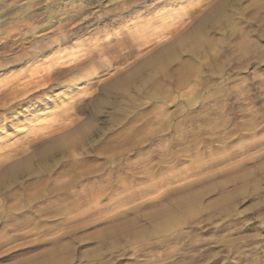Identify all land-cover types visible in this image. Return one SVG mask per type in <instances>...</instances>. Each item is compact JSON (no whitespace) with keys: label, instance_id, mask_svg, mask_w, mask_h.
<instances>
[{"label":"rangeland","instance_id":"rangeland-1","mask_svg":"<svg viewBox=\"0 0 264 264\" xmlns=\"http://www.w3.org/2000/svg\"><path fill=\"white\" fill-rule=\"evenodd\" d=\"M58 50L2 113L0 264H264V0H0V84Z\"/></svg>","mask_w":264,"mask_h":264},{"label":"bare ground","instance_id":"bare-ground-1","mask_svg":"<svg viewBox=\"0 0 264 264\" xmlns=\"http://www.w3.org/2000/svg\"><path fill=\"white\" fill-rule=\"evenodd\" d=\"M194 23V22H193ZM192 29V28H191ZM193 30V29H192ZM166 31V30H165ZM182 34V33H181ZM174 35V34H173ZM185 35V34H184ZM164 36H166V35H164ZM176 36V35H175ZM186 36V35H185ZM180 37V36H179ZM199 34H193L192 36H190V37H180V38H178V41H177V43L178 44H180V45H182V44H184V43H186V41L188 40V41H190L191 40V42H197L198 40H199ZM175 38V37H174ZM177 38V37H176ZM175 38V39H176ZM157 39V38H156ZM161 39V38H160ZM159 39V40H160ZM100 43V42H99ZM176 43V44H177ZM177 44V45H178ZM90 45V44H89ZM88 45V46H89ZM91 45H93V46H98V45H100V44H98V40H96L94 43H92ZM101 46V45H100ZM77 47V46H76ZM75 47V48H76ZM87 47V46H86ZM85 47V48H86ZM79 48V47H78ZM78 48H76V50H74V54H73V51H71V52H69V54L68 53H64V52H62V51H60V50H58V51H56L55 53H54V55H53V58L51 59V61H49L48 63H42V64H39V65H37V66H35L34 68H32V69H30V70H28L25 74H22L21 76H17L16 78H13V79H11V80H8V81H6V82H4L3 84H0V145H2V143H4V142H6L7 141V139L6 138H8V136H7V131H8V129H7V125L9 124V122H13L14 121V123L16 122H18V121H16L17 119L13 116V117H10V119H9V117L8 116H10V115H8V116H2L3 114L2 113H4V112H9L11 115H19V114H17L16 113V110H19V107H22L21 105H29L33 100L32 99H29V98H31L32 97V94H33V92L34 91H36V90H39V89H41V88H43V87H45L47 84H48V82L50 81L49 80V78H50V76H51V70H52V68L54 67V66H56L57 64H62V65H60V66H63L64 64H65V62L66 61H64L63 59L65 58V57H68V56H71L72 57V55L71 54H73V56H75V54L76 53H80V50H81V48L80 49H78ZM84 48V49H85ZM88 48H91V47H88ZM77 49L79 50L78 52H75V51H77ZM83 49V50H84ZM87 49V48H86ZM85 49V50H86ZM83 50H81V51H83ZM71 53V54H70ZM82 54H83V52H81ZM80 53V55H82ZM84 53H86V52H84ZM85 55V54H84ZM84 55H82V56H84ZM78 56V55H77ZM82 56H80L78 59H80ZM71 57H68V59L69 58H71ZM83 58V57H82ZM77 58H71L70 60H68V61H70V62H73V64L76 62V61H79V60H76ZM42 60V59H41ZM62 61H64V63H61ZM77 63V62H76ZM75 63V64H76ZM68 64H69V62H68ZM67 64V65H68ZM59 65H58V67H59ZM70 65V64H69ZM66 66V65H65ZM72 66H74V65H72ZM57 66H56V68H58ZM56 68H54V70L56 69ZM155 76V75H154ZM50 79H52V78H50ZM108 82V81H107ZM47 87V86H46ZM42 90V89H41ZM24 101V102H23ZM23 102V104H21L20 105V103H22ZM21 110V109H20ZM21 111H23V110H21ZM34 111V110H33ZM26 114L27 113H29L30 112V107L28 108H26ZM22 114V113H21ZM28 115V114H27ZM33 114H30L29 113V116H32ZM8 117V118H7ZM24 118V117H23ZM26 118V117H25ZM52 119V118H51ZM28 120V119H27ZM37 120H38V118H37V115H33L32 116V121L30 120V121H28V123L26 124L27 125V127H22L23 129H26L27 131L26 132H28V130L29 131H31V129H33L34 131L37 129L38 130V128H39V130L38 131H40V127L42 128L43 127V129H44V126H41V124L40 123H38L37 122ZM75 120V119H74ZM77 120V119H76ZM22 122H24V121H22ZM38 124H37V123ZM47 123V122H46ZM61 123V122H60ZM18 124L20 125V123L18 122ZM73 124V123H72ZM15 125V124H14ZM22 125V124H21ZM13 126V125H12ZM18 125H16V127H17ZM62 126V125H61ZM57 127V126H56ZM63 127V126H62ZM10 128V127H9ZM32 130V131H33ZM36 130V131H37ZM42 130V129H41ZM31 131V132H32ZM33 131V132H34ZM35 131V132H36ZM51 131V130H50ZM25 132V131H24ZM29 133V132H28ZM27 133V134H28ZM45 133V132H44ZM25 134V133H24ZM29 135V134H28ZM63 135V134H62ZM36 136V135H35ZM42 136V135H41ZM66 136H68V135H66ZM26 137H27V135H26ZM41 138V137H40ZM33 139V138H32ZM58 139H60V136H59V138ZM62 139V138H61ZM42 141V140H41ZM31 142H33L32 140H31ZM36 141H34V143H35ZM38 142V141H37ZM36 142V143H37ZM59 142V141H58ZM7 143V142H6ZM6 143H4V144H6ZM33 143V144H34ZM4 144H3V146H4ZM30 144V143H29ZM28 144V145H29ZM2 146V147H3ZM31 145H29L28 147H30ZM1 147V146H0ZM1 147V148H2ZM34 147V146H33ZM23 149H27V147H25V148H23ZM2 150V149H1ZM29 150V149H28ZM27 150V152L29 153V151ZM12 151V150H11ZM23 153H26V150L23 152ZM27 154V153H26ZM25 154V155H26ZM4 155V154H3ZM22 155V154H21ZM60 155V154H59ZM71 155V154H70ZM13 156V155H12ZM12 156H10V157H12ZM20 155H18V157H19ZM30 156V155H29ZM1 157V156H0ZM16 157V156H15ZM5 158V157H4ZM3 160V159H2ZM8 160H10V159H8ZM31 159H29V157H22V158H20V159H17V160H15L12 164H9V167H7V169L4 171V172H11V171H13L14 169H20L21 168V166L22 167H24V166H26V165H29L31 162ZM9 162V161H8ZM11 162V161H10ZM5 163V162H4ZM3 162H2V164H4ZM46 163V162H45ZM4 166V165H3ZM1 167V166H0ZM2 168V167H1ZM0 171H1V169H0ZM3 171V170H2ZM8 172V173H9Z\"/></svg>","mask_w":264,"mask_h":264},{"label":"snow or ice","instance_id":"snow-or-ice-1","mask_svg":"<svg viewBox=\"0 0 264 264\" xmlns=\"http://www.w3.org/2000/svg\"><path fill=\"white\" fill-rule=\"evenodd\" d=\"M88 26L86 25V28H87ZM40 99H41V97H34L33 98V103H38L39 101H40Z\"/></svg>","mask_w":264,"mask_h":264}]
</instances>
